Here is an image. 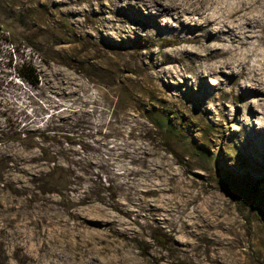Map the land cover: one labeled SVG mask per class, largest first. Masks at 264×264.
Here are the masks:
<instances>
[{
  "label": "bare ground",
  "instance_id": "bare-ground-1",
  "mask_svg": "<svg viewBox=\"0 0 264 264\" xmlns=\"http://www.w3.org/2000/svg\"><path fill=\"white\" fill-rule=\"evenodd\" d=\"M4 1L22 8L25 17L39 25L42 37L57 46L53 62L60 72L48 82L72 106L78 105L81 113L99 117L94 123L82 116L70 126L74 134L70 139L81 144L82 151L63 146L53 152L45 151L47 157L59 161L55 168L61 173L60 182L45 188L58 192L60 198L40 194L26 200V206L33 202L40 207L53 203L57 207L56 220L50 223L47 233L40 235L35 256L27 257L21 247H15V254L20 257V264H128L123 253L133 239L128 227L136 223V218L131 219V211L111 198L89 197V189L83 185L94 183L95 189L105 191L99 183V173L93 169H110L116 163L124 172L123 186H145V194L149 195L166 191L175 194L174 202L166 199L159 207L167 216L184 214L191 204L203 200L201 194L211 187L209 184L203 182L196 188V181L188 182L181 173L168 171L172 161L167 152L177 157L176 163L184 164V174L198 166L192 160L185 161L189 153L186 146L173 141L156 143L153 148L144 145L143 140L152 137L140 117L146 114L144 108L150 102L165 105L178 101L187 92L189 96L200 94L210 78L222 93L218 100L232 96L234 104L247 98L253 111L263 114L264 0ZM142 7L149 11L148 16H142ZM142 34L148 40L147 54L129 53L118 46L133 38L141 39ZM167 47L176 50L165 51ZM252 57L257 61L250 65ZM61 67L88 77L95 85L89 86ZM188 72L192 73L194 90L189 87L192 78ZM226 87L230 88L228 92ZM183 88L187 90L183 92ZM213 107L206 112L217 114L218 125L232 121L225 105L214 103ZM246 121L252 122L250 118ZM259 127L264 148V119L259 121ZM111 137L115 140L111 142L113 147L108 148ZM102 154L109 158L100 159ZM8 157L17 167L13 157ZM154 177H167L166 186L152 184ZM15 188L12 189L16 192ZM208 205V211L215 214L214 201ZM90 208L94 213L84 212ZM196 211L195 206L193 212ZM100 226L105 231H100ZM135 258L130 255L132 264Z\"/></svg>",
  "mask_w": 264,
  "mask_h": 264
},
{
  "label": "rangeland",
  "instance_id": "rangeland-1",
  "mask_svg": "<svg viewBox=\"0 0 264 264\" xmlns=\"http://www.w3.org/2000/svg\"><path fill=\"white\" fill-rule=\"evenodd\" d=\"M140 12L143 17L149 14L145 7ZM141 36L118 46L129 53L145 55L149 51L145 47L148 40L144 34ZM56 48L42 37L39 25L29 21L22 8L0 0V264H20L15 247H21L27 257L35 256L40 235L47 233L50 223L56 220L57 207L53 203L40 207L33 202L26 206V200L40 194L60 198L58 192L45 188L47 184L61 181V173L55 168L59 161L47 157L45 151L53 152L61 146L82 151L81 144L70 139L74 136L70 126L82 116L94 123L99 121L97 115L81 113L78 105L72 106V102L49 83V79L60 72L53 62ZM153 49L157 51L158 47ZM23 61H31L37 69L38 87H31L16 77L14 67ZM256 61L252 57L249 64ZM61 70L89 86L95 85L88 77L62 67ZM187 76L192 78V73L188 72ZM193 80L189 85L192 90L195 89ZM212 82L213 79H208V85H204L200 94L184 93L180 101L165 105L150 102L144 108L146 114L140 117L152 137L143 140L144 145L153 148L156 143L176 142L186 146L189 152L185 161L198 164L184 174V164L176 163L177 157L167 152L172 161L167 168L169 172L181 173L188 182L196 181V188L203 182L211 186L202 192L203 200L197 205L191 204L184 214L167 216L159 207L163 200L174 202L175 194L166 191L149 195L145 194V186L138 185L136 189L123 186L124 172L116 163L110 169H93L95 174L99 173V183L105 191L95 189L94 183L83 185L89 189V197L111 198L131 211V219L136 218V223L128 227L133 239L128 241L129 247L123 253L128 257V264H132L131 254L136 256L135 264H264V148L259 133V121L264 119V112L253 111V104L247 98L234 104H231L232 96L218 100L222 93ZM229 90L225 88V92ZM213 102L217 106L225 105L232 121L218 125L217 114L206 112L214 108ZM247 118L252 122H247ZM113 139H108V148L113 147ZM7 155L13 157L17 167ZM31 156L37 159L30 160ZM99 158L107 160L109 157L102 154ZM150 181L164 188L167 177H154ZM209 201L215 203V214L208 211ZM195 206L197 211L193 212ZM89 211L94 213L92 208L84 212ZM99 230L105 231L103 226Z\"/></svg>",
  "mask_w": 264,
  "mask_h": 264
},
{
  "label": "trees",
  "instance_id": "trees-1",
  "mask_svg": "<svg viewBox=\"0 0 264 264\" xmlns=\"http://www.w3.org/2000/svg\"><path fill=\"white\" fill-rule=\"evenodd\" d=\"M14 71L16 77L31 87H38L40 84V75L31 61H23L15 65Z\"/></svg>",
  "mask_w": 264,
  "mask_h": 264
}]
</instances>
